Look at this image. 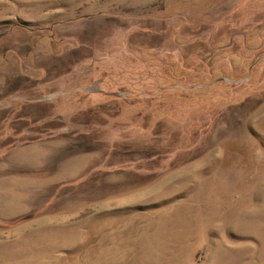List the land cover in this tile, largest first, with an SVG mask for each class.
Returning a JSON list of instances; mask_svg holds the SVG:
<instances>
[{
  "label": "rangeland",
  "instance_id": "1",
  "mask_svg": "<svg viewBox=\"0 0 264 264\" xmlns=\"http://www.w3.org/2000/svg\"><path fill=\"white\" fill-rule=\"evenodd\" d=\"M12 97L0 264H264V0H0Z\"/></svg>",
  "mask_w": 264,
  "mask_h": 264
},
{
  "label": "flooded vegetation",
  "instance_id": "2",
  "mask_svg": "<svg viewBox=\"0 0 264 264\" xmlns=\"http://www.w3.org/2000/svg\"><path fill=\"white\" fill-rule=\"evenodd\" d=\"M97 84V83H96ZM96 84H94V85H92V86H90V87H87V88H93L94 86H96ZM98 85V84H97ZM83 89H84V87H83ZM18 100V97H12V99H9L8 101H7V104H5L4 102H2L1 100H0V105L1 106H3V108L5 109L6 107H9L10 106V104H11V102L13 101V100Z\"/></svg>",
  "mask_w": 264,
  "mask_h": 264
},
{
  "label": "water",
  "instance_id": "3",
  "mask_svg": "<svg viewBox=\"0 0 264 264\" xmlns=\"http://www.w3.org/2000/svg\"><path fill=\"white\" fill-rule=\"evenodd\" d=\"M52 97H53V95L48 96V98H52ZM44 98H47V97H44ZM44 98H43V99H44ZM43 99H39V100H43Z\"/></svg>",
  "mask_w": 264,
  "mask_h": 264
}]
</instances>
